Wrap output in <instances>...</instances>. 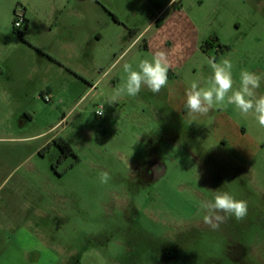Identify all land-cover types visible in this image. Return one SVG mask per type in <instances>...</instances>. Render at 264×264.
<instances>
[{
	"label": "rangeland",
	"instance_id": "obj_1",
	"mask_svg": "<svg viewBox=\"0 0 264 264\" xmlns=\"http://www.w3.org/2000/svg\"><path fill=\"white\" fill-rule=\"evenodd\" d=\"M181 1L183 10L175 11L165 7L167 0H93L103 40L77 63L79 73L95 82L102 77L100 83L87 94V82L52 71L53 96L42 81L48 36L42 11L50 1L0 0V184L14 176L0 197L24 188L31 234L30 242H8L0 229V264H24L13 255V243L34 248L27 257L32 264H264V128L232 106L224 109L255 142L242 156L216 118L175 111L165 88L108 103L125 79L122 64L135 67L157 51L170 61L168 79L186 86L206 84L210 59L232 62L234 87L242 69H264V6L256 5L264 0ZM19 10L38 21L17 30ZM155 18L164 25L146 36L149 48L122 55L120 34L128 27L142 31ZM83 28L80 23V42ZM218 34L230 52L222 57L215 48L204 55L199 43ZM51 138L64 140L71 154L59 161L56 145L45 149ZM102 171L111 177L106 184ZM214 190L247 201V216L210 229L198 204Z\"/></svg>",
	"mask_w": 264,
	"mask_h": 264
},
{
	"label": "crops",
	"instance_id": "obj_2",
	"mask_svg": "<svg viewBox=\"0 0 264 264\" xmlns=\"http://www.w3.org/2000/svg\"><path fill=\"white\" fill-rule=\"evenodd\" d=\"M48 10L42 11V34L47 36L45 41L42 42V55L45 57L46 62L42 64V81L46 83V88L48 92L57 96V91L53 88L52 82L54 81L53 77L50 75L51 72L57 75H63L67 73L68 75H75L77 79H81L84 82H87L90 86L87 94L93 90V88L98 84L97 82L101 80L100 77L96 82L85 77L84 73H79V65L77 63L78 58L87 52V48L93 43H100L103 40V34L99 28H102V25L96 29L94 26L95 20L93 13V0H48ZM144 2H149L150 0H140ZM171 4V8L175 11L183 10V1L181 0H167L165 7H168ZM259 7L264 6L259 2L256 4ZM106 7L111 10L110 7L106 4ZM114 16V15H113ZM29 17V18H28ZM119 22L118 17L114 16ZM38 15L32 17L28 16L26 13V20L28 21L27 29H29L36 20ZM105 21V20H104ZM116 22V21H115ZM84 25L82 29L83 39L79 41V24ZM90 23V26H89ZM100 24V22H98ZM109 28L108 23H104ZM163 23L160 19L156 18L151 21V23L144 30H137L133 27H128L124 30V33L120 34L118 37L117 44L123 46V54L129 50H133L136 47L138 49L144 48L148 49V41L146 36L154 28L159 29L163 27ZM240 28V25H238ZM129 31V32H128ZM133 31L134 33H131ZM154 41H157L156 44H159L160 47H163V38H159L157 34H154ZM217 39L215 47L210 49L209 53H204L201 50L202 44L205 42H210L211 40ZM152 40V41H153ZM151 41V42H152ZM165 42V41H164ZM141 43V44H140ZM200 44V50L204 55H209L212 50L220 44L225 47L221 42V37L218 34L217 36H210L209 38L203 40ZM125 48V49H124ZM109 50V49H108ZM230 52V49L225 47L224 52L221 54L223 57L225 54ZM264 54V49H263ZM264 56V55H263ZM92 64H95V59L90 57L89 60ZM258 74L264 76V69L260 67L254 68L252 70ZM188 86L179 81H172L171 78L168 79V85L165 87L167 91V96L170 98L171 106L173 109L179 113H187L185 108V90ZM257 94H264V80L261 81V87L257 90ZM218 113V114H217ZM217 119V127L223 128L227 135H229L230 146L240 152L242 156H246L250 147L254 145V140H251L244 128L239 129V126L233 121L232 117L228 115V111L224 109L213 108L209 111L207 115L199 116L204 120H208L211 117ZM246 131V130H245ZM56 138H51L48 142L51 143ZM12 174L6 175L2 183L0 184V189L9 183L14 176ZM21 183V181L19 182ZM24 190L23 187L12 188L9 195L6 197H0V219L2 223L0 229L8 234V242H30L31 234H29L30 228V218L28 215L29 211V200L25 198L24 193H20ZM17 196V197H16ZM18 199V204L15 210V200ZM26 211V212H25ZM26 213V215H25ZM13 255H16V260L19 263L32 264L31 260L27 259L30 257V254H33L35 251L29 243L23 244L24 248H21L16 243H13ZM41 257H39L40 260Z\"/></svg>",
	"mask_w": 264,
	"mask_h": 264
},
{
	"label": "clouds",
	"instance_id": "obj_3",
	"mask_svg": "<svg viewBox=\"0 0 264 264\" xmlns=\"http://www.w3.org/2000/svg\"><path fill=\"white\" fill-rule=\"evenodd\" d=\"M211 75L205 85L193 80L185 90V108L187 115L195 119L204 116L213 108L225 109L232 106L242 117L252 116L257 124L264 128V94H257L264 76L253 71L242 69L239 73V84L233 78V64L228 59L215 62L208 60ZM116 67L113 64L108 69L111 72ZM170 61L163 51H157L151 58L140 59L136 66L124 62L122 70L126 74L108 103H116L122 96L136 97L142 89L147 88L151 93L158 94L168 85ZM98 84L100 81L97 82ZM97 115H104V106L96 110ZM100 182L108 183L110 175L107 171L100 173ZM198 209L203 213V222L212 230L234 217L237 221L243 220L248 214V203L243 199H236L227 191H213L212 199L199 201Z\"/></svg>",
	"mask_w": 264,
	"mask_h": 264
},
{
	"label": "trees",
	"instance_id": "obj_4",
	"mask_svg": "<svg viewBox=\"0 0 264 264\" xmlns=\"http://www.w3.org/2000/svg\"><path fill=\"white\" fill-rule=\"evenodd\" d=\"M112 18L114 19V21L117 22L116 18L112 15ZM27 24H28V21L26 20L25 22V28L27 29ZM21 36H23L25 33L24 32H20V31H17ZM131 33H134L133 31H131ZM218 40L217 39H212L210 42H205L204 44H202L201 46V50L204 52V53H209L210 49H212V47H215V43L217 42ZM224 49L225 47L222 46V45H218L217 46V51L219 52V54H222L224 52ZM51 145H56L60 150H61V156H60V160L64 159L68 154H71V149L70 147L68 146V144L60 139V138H56L54 139L51 143H49L45 149L49 148Z\"/></svg>",
	"mask_w": 264,
	"mask_h": 264
},
{
	"label": "built area",
	"instance_id": "obj_5",
	"mask_svg": "<svg viewBox=\"0 0 264 264\" xmlns=\"http://www.w3.org/2000/svg\"><path fill=\"white\" fill-rule=\"evenodd\" d=\"M26 22V14L24 10L15 11V22L14 27L17 30H22L25 27ZM42 98L45 100V102H51L50 96H42ZM100 116V115H98Z\"/></svg>",
	"mask_w": 264,
	"mask_h": 264
}]
</instances>
